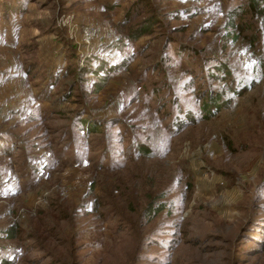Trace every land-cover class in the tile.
I'll list each match as a JSON object with an SVG mask.
<instances>
[{
  "label": "rangeland",
  "instance_id": "1",
  "mask_svg": "<svg viewBox=\"0 0 264 264\" xmlns=\"http://www.w3.org/2000/svg\"><path fill=\"white\" fill-rule=\"evenodd\" d=\"M262 240L264 2L0 0V264H264Z\"/></svg>",
  "mask_w": 264,
  "mask_h": 264
},
{
  "label": "trees",
  "instance_id": "2",
  "mask_svg": "<svg viewBox=\"0 0 264 264\" xmlns=\"http://www.w3.org/2000/svg\"><path fill=\"white\" fill-rule=\"evenodd\" d=\"M246 1H247V5L251 7L252 9L257 8L260 3L264 2V0H246ZM22 8H23L22 5L16 2L6 3V16H7L8 11H21L23 10ZM236 11H240L239 8L230 9L227 11V15L233 18L235 16ZM132 32L134 31H131V33ZM205 101L206 102L204 104L203 103L200 104V112H201L202 118L207 117V113L211 112L212 107H214V110H216V108H219L221 106V103H219V101L217 100V97L215 96L212 97L211 95H208ZM82 123L84 124L83 121L81 122V124ZM90 128H93V126L91 125ZM94 128L96 127L94 126ZM262 245L264 246V242H262Z\"/></svg>",
  "mask_w": 264,
  "mask_h": 264
},
{
  "label": "built area",
  "instance_id": "3",
  "mask_svg": "<svg viewBox=\"0 0 264 264\" xmlns=\"http://www.w3.org/2000/svg\"><path fill=\"white\" fill-rule=\"evenodd\" d=\"M80 31H82V40L85 44H90L91 41L99 36L105 37L109 40H115L116 34L110 26L106 25H92L91 23H85Z\"/></svg>",
  "mask_w": 264,
  "mask_h": 264
}]
</instances>
